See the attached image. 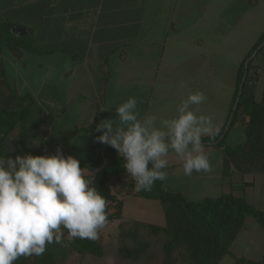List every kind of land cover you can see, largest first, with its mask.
Masks as SVG:
<instances>
[{
	"label": "crops",
	"instance_id": "1",
	"mask_svg": "<svg viewBox=\"0 0 264 264\" xmlns=\"http://www.w3.org/2000/svg\"><path fill=\"white\" fill-rule=\"evenodd\" d=\"M4 21L21 35L16 37H31L36 52L14 40L0 50V108L17 110L22 107L18 98L29 95L27 147L52 155L69 137L67 156L77 158L90 177L103 146L96 141L102 134L96 127L106 119L118 120L115 108L130 96L137 99L141 116L171 117L189 93L202 92L206 99L193 110L212 116L219 131L224 128L241 61L264 32V0H0ZM263 67L253 59L248 71L247 91L257 101L264 98ZM244 126L239 117L230 130L240 127L244 135ZM16 135L12 142L18 152ZM228 135L224 145H238H228ZM204 147L211 171L186 176L170 156L165 189L187 201L232 193L254 207L264 202L256 194L255 202L247 200L256 175L264 172L246 174L230 164L224 173V146ZM108 183L122 203L121 219L164 225L160 203L136 196L128 174L112 176ZM128 195L137 201L126 208ZM107 209L112 212L110 205ZM126 210L130 218L124 217Z\"/></svg>",
	"mask_w": 264,
	"mask_h": 264
},
{
	"label": "clouds",
	"instance_id": "2",
	"mask_svg": "<svg viewBox=\"0 0 264 264\" xmlns=\"http://www.w3.org/2000/svg\"><path fill=\"white\" fill-rule=\"evenodd\" d=\"M206 97L189 93L175 107V115L141 116L137 99L128 97L116 108L118 120L96 127L100 144L110 146L124 161L136 191H151L168 177L170 156L182 172H210L212 165L202 138L215 136L218 126L210 115L197 114ZM33 144L39 145L38 140ZM0 154V264H16L21 257L41 256L49 244L96 240L108 223L107 200L93 187L80 161L62 154Z\"/></svg>",
	"mask_w": 264,
	"mask_h": 264
},
{
	"label": "trees",
	"instance_id": "3",
	"mask_svg": "<svg viewBox=\"0 0 264 264\" xmlns=\"http://www.w3.org/2000/svg\"><path fill=\"white\" fill-rule=\"evenodd\" d=\"M11 22L0 23V50L12 40L25 50L36 52L31 37H16L10 32ZM264 46V32L254 43L250 51L241 61L237 72L236 96L233 107L230 109V118L224 128L215 136L202 138L204 145L224 146L225 162L223 172L226 173L232 164L240 171L253 163L252 167L264 171V98L257 101L254 95L247 91L249 81L248 71L251 61ZM242 86L240 87V84ZM22 107L17 110L0 108V154L4 153V139L13 131L17 132L15 145L22 156L24 154L44 155L29 149L25 144L24 133L26 120L33 106L32 98L24 95L18 98ZM243 117L245 140L234 147L224 145L230 129ZM93 126L86 127L91 130ZM61 152L67 156L69 137L60 140ZM124 161L110 146L103 144L96 159L91 163V170L98 169L93 179L96 187L111 206L112 212L107 211L108 219H119L122 203L116 200L109 188L108 180L112 176L127 174L123 167ZM243 173V171H240ZM88 178H92V175ZM163 181H156L151 191H136V196L145 199L157 200L164 213V225L156 226L135 221L125 234L133 232L140 226L147 227L153 234H164L163 251L170 256L179 244L184 243L189 251L190 260L196 264L215 263L219 258L229 253L228 247L238 232L244 227L247 217H253L264 231V210L254 207L243 197L232 193H223L215 198L206 197L201 201H187L179 192H172L163 187ZM65 235L67 232L65 231ZM68 246L77 254H91L101 256L102 248L96 240L67 239ZM147 243L142 241L134 249L120 245L118 253L124 257L136 259L146 249ZM27 257H21L16 264H23ZM43 261L51 257L42 254Z\"/></svg>",
	"mask_w": 264,
	"mask_h": 264
},
{
	"label": "rangeland",
	"instance_id": "4",
	"mask_svg": "<svg viewBox=\"0 0 264 264\" xmlns=\"http://www.w3.org/2000/svg\"><path fill=\"white\" fill-rule=\"evenodd\" d=\"M254 62H264V49L258 53ZM262 79H260V86L264 84V67L262 70ZM33 119V118H31ZM31 125V124H30ZM31 128V126H30ZM242 128L239 130H230L226 143L228 145L243 143L245 137L242 133ZM16 131H13L5 139V151L9 148L11 152L6 153L13 158L19 155L16 151L12 138ZM253 163L242 168H251L250 170L241 169L243 173H262L260 169L252 167ZM255 189L248 192L247 200H252L256 194V200L264 198V176L256 175ZM254 191V192H253ZM251 198V199H250ZM137 201L132 196H126V208ZM142 201H153L143 200ZM155 203H158L155 201ZM256 207L264 209V202H255ZM132 215L126 210L125 218H130ZM244 227L238 232L235 239L228 247L229 253L222 255L215 263L210 264H264V231L259 227L253 217H247ZM156 221V220H154ZM139 222V221H138ZM163 222V221H159ZM134 220L127 219H108L106 226L100 230L96 241L102 248L101 256H93L91 254L80 255L75 253L67 244V235L64 237V244H49L43 254L51 257L49 261H43L41 256H30L23 262V264H196L190 260L189 251L184 243L179 244L170 256H165L163 251V241L165 235L153 234L147 227L140 226L129 234H125L130 229ZM147 243L146 249L139 255L138 258L124 257L119 255L118 248L120 245L128 249L136 248L140 242Z\"/></svg>",
	"mask_w": 264,
	"mask_h": 264
},
{
	"label": "water",
	"instance_id": "5",
	"mask_svg": "<svg viewBox=\"0 0 264 264\" xmlns=\"http://www.w3.org/2000/svg\"><path fill=\"white\" fill-rule=\"evenodd\" d=\"M11 33L15 36H21L20 34H17L15 31H14V26L11 27ZM24 36V35H23ZM242 86V83L240 84V87ZM98 169H94L93 170V173H92V180L94 179V176L96 175Z\"/></svg>",
	"mask_w": 264,
	"mask_h": 264
}]
</instances>
